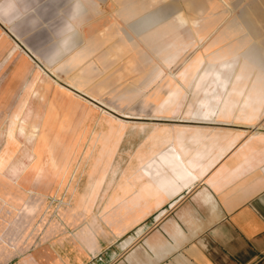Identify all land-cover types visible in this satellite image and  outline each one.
I'll return each instance as SVG.
<instances>
[{"label":"rangeland","instance_id":"1","mask_svg":"<svg viewBox=\"0 0 264 264\" xmlns=\"http://www.w3.org/2000/svg\"><path fill=\"white\" fill-rule=\"evenodd\" d=\"M91 1L94 9L84 26L89 32L81 35L75 49L57 60H54L55 53L68 34L69 25L79 15L89 13L82 0H26V12L18 17L15 28L4 29L0 23V157L7 148L9 129L21 119L30 91L34 94L40 83L51 81L47 76L51 69L48 64L61 80V83H53L47 101L42 100L39 106H45L46 113L36 137L40 139L43 135L45 139L35 141L31 137L32 144H42L43 155L39 158L38 149L32 144L24 148L27 153L20 156L14 177L2 175L9 171L11 163L5 167H2L5 163L0 164L1 170H6L0 171V264H21L29 253L53 248L56 235L69 237L72 221L79 216L74 209H82L77 205L85 204L92 196L88 183L99 177L101 172L114 169V157L129 156L132 149L131 156H134L135 147L129 149V143L138 144L144 150L151 149V140L157 141L159 146L168 144L173 147L176 133L183 123L134 120L124 123L125 128L121 130L124 139L116 144H123L124 149L116 151L114 143L110 145L112 153L108 152L105 158L100 155L85 158L86 153L96 148L90 146V142H93L97 125L82 120L88 101L71 93L64 84L77 87L100 100L111 101L116 106L133 97L129 99L133 102L123 110V113L132 114L130 117L175 116L162 110L170 90L167 79L147 91L139 92L148 84L150 77L146 79L142 73L145 72L144 65L138 68L141 61L134 48L141 50L147 62L150 60V48L135 35L139 20L126 23L124 17L135 12L140 16L150 14L188 31H198L206 24L204 29L212 28L211 34L191 51L190 58L204 53L208 47L212 48L210 53H215L219 48L235 43L239 55H244L242 49L250 44L252 50L246 56L250 60L260 59L258 65L264 66L263 49L254 47L256 44L263 47L264 20L258 17L261 12H250L257 7L264 14V0H211L209 3H199V0ZM226 28L229 29L226 34L232 39L223 46H212L211 42ZM128 36L134 44L130 43ZM151 55L155 64L161 65L160 60ZM91 108L107 111L95 102H92ZM200 109L196 105L191 110H184L180 116L185 121L190 117L201 118ZM34 114L31 115L34 117L31 122L36 119ZM161 123L173 126L158 128ZM130 130L134 132L130 133ZM58 134L63 137L60 141L55 139ZM15 156H11L12 160ZM26 159L29 163L40 160L39 165L29 166L36 171L31 178L24 175ZM90 161L99 162L98 168L85 171ZM128 161L130 163L125 165V169L133 166V159ZM46 167H50L52 173L43 176L45 172L41 169ZM120 176L121 173L118 174ZM98 203H102L101 199Z\"/></svg>","mask_w":264,"mask_h":264},{"label":"crops","instance_id":"2","mask_svg":"<svg viewBox=\"0 0 264 264\" xmlns=\"http://www.w3.org/2000/svg\"><path fill=\"white\" fill-rule=\"evenodd\" d=\"M25 1L0 0V23L4 29L12 30L18 25V17L27 9ZM82 1L89 13L79 15L75 19L78 23L69 25L68 34L54 60L79 45L64 50L73 40L75 30L79 29L78 24L85 25L94 9L91 0ZM210 1L199 0V3ZM250 12H261L258 17L264 20L262 9L256 7ZM81 16L83 19L80 20ZM211 30L200 28L195 32L204 42ZM131 39L130 43L134 44ZM254 47L264 51V44L263 47L259 44ZM245 48L252 50L250 44ZM138 51L141 61L138 68L144 65L145 72L142 73L146 79L150 77L148 84L139 91L144 92L160 83L163 76L150 85L152 76L149 74L161 65L155 64L151 54L147 62L141 50ZM250 61L254 63L256 60ZM261 69L264 72L263 64ZM32 96L30 91L27 99ZM129 99L123 104L129 106L133 102ZM191 99L194 100L190 98V102ZM76 101L73 100L79 104ZM107 102L122 112L128 107L120 108L111 101ZM196 105L200 107L197 103L185 104L182 110H191ZM244 114L236 108L225 113L223 118L218 117L222 113L214 114L215 123H183L179 126L176 137L184 133V145L190 143L186 134L192 131L200 134L198 148L201 157L204 145L212 140L207 133L216 135L207 156L219 159L195 184L190 183L185 167L177 166L181 161L175 156L174 145L159 146L157 141L151 140L150 150L136 144L134 156H131L132 151L129 156L114 157L113 163L121 159L122 166L110 179L112 182L108 187L92 191L85 204L77 205L82 209H74L79 216L68 228L70 236L56 235L53 248L29 253L21 264H264V130L255 131L235 118ZM225 121L228 122L222 123ZM257 125H264V116ZM170 126L173 125L158 124V128ZM207 156L204 155V163ZM128 159H133V166L125 169L130 163ZM105 173L101 172L97 178L103 179ZM100 199L102 203H98Z\"/></svg>","mask_w":264,"mask_h":264},{"label":"bare ground","instance_id":"3","mask_svg":"<svg viewBox=\"0 0 264 264\" xmlns=\"http://www.w3.org/2000/svg\"><path fill=\"white\" fill-rule=\"evenodd\" d=\"M141 16L135 12L124 17V21L130 23L131 20H139L138 23H136L135 28L137 37L142 43H144V45L150 48V54L155 55L161 62V67L157 68V72L154 71L149 74L152 76V82L150 85L154 84L162 76L161 82H163L164 79L168 80L170 90L163 102L162 109L166 110V112L175 114V116L157 115L153 117L147 116V118L130 117L132 114L123 113L119 108L109 105L106 100H100L92 94H86L77 87L70 84H64L71 93L81 95L82 97L84 95L85 99L86 97L88 98V104L85 105L86 112L83 114L82 120L89 124L95 123L97 125L93 142H90V146L93 145L96 148L94 151L86 153L85 158L97 155L104 157L108 152L112 153L110 152V145L114 143L116 145L124 139L121 135V130L125 128L124 123L129 124V122L134 120L191 124L204 122L215 123L217 120L213 119L216 117L214 114L222 113V116L218 117L223 118L225 113H229L238 108L240 114H245L239 115L235 118L243 121V124L246 126L249 125V128L255 129V131L264 130V125H257L264 116V72H262L257 61L253 63L247 59L248 57L245 54L239 55V49H237L236 44L219 48L220 50L215 53H210L212 48L208 47L205 49L204 53H201L195 58H190L191 51L200 43H203L198 32L188 31L174 24L162 22L159 18L151 17L150 14L149 16ZM81 18L82 16L80 17V20ZM74 22L76 24L77 21ZM78 26L79 29L75 30V35H73L74 38L64 48L65 51H69L79 43L81 35L89 32V29L87 30V27H84L85 25L81 26L78 24ZM205 26L206 24L202 26L201 29H204ZM226 30H228V28H226ZM226 30L220 33L217 38L211 42L212 46L222 45L232 39V36L226 34ZM68 39H70V37H68ZM245 47L243 48V52H246L247 50ZM135 53L138 55V51H135ZM47 66L51 68L47 75L51 81L48 80L39 84V87L34 92L32 98L27 102L25 110L21 115V119L9 129L7 148L0 157V164L5 163L2 167H5L8 163H11V165L9 164V171H7L6 174H2L3 177L16 176L14 171L19 165L20 156H24V154L27 153V150L24 151V148L32 144L31 137L35 139V141L45 139L43 135L40 136V139L36 137L44 122V114L46 113V107L39 106L41 105L40 103H42V100L45 102L47 101L53 83H61L59 77H56L52 66ZM164 90L167 92L166 89ZM190 98H193L194 100L191 99L190 102ZM76 102L79 103L78 101ZM92 102L99 104V106L107 109V111L102 110V112H100L94 110L91 108ZM192 103L200 105L201 109L199 110V113L202 112L201 114L204 116L199 114L202 118L190 117L185 121V118L180 116V113L183 112L182 109L185 104L187 106ZM127 106L128 103L120 105V108H126ZM33 112L35 113L34 115L36 116V119L34 122H31L30 119L32 120V118H34L31 117ZM114 113L118 116H115ZM227 122L228 121L222 123L226 124ZM129 132L133 133L134 131L130 130ZM183 135L184 133H181L178 137L174 138V148L176 149L175 156L181 161L180 165L177 166L180 168L185 167L187 174L190 177V183L195 184L212 170L219 159L214 157L209 158V156H207L209 155L210 146H212L216 139V135L214 133H207V136H211L212 140L204 145V148L202 149V157L200 156V150L198 148L200 134L197 131H192L189 134H186L190 138L189 145H184ZM55 139L56 141H60L63 137L58 134ZM98 144H100L101 147H97ZM32 145L36 146L38 149L37 154L40 158L43 155L42 144L37 145L35 142ZM134 147L135 146L132 145V143H129V149ZM115 150L121 151L122 147L120 148L118 144L116 145ZM12 154H16L13 160L11 158V156H13ZM188 155L189 158H187ZM204 155L207 156L205 159L208 160H206L205 163L203 162ZM22 158L24 160V157ZM183 158H186L184 162ZM26 161L27 159L25 160L26 171L24 175L25 177L27 176V178H31L36 171L30 169L29 166L31 164L36 166L39 165L40 160L36 161L35 159L30 163ZM98 163L90 161L86 166L85 171H88V168L90 172L95 168L97 169ZM122 164L123 160H118L115 163L114 169L105 173L103 179H93L88 183V186L92 191L108 187L112 182L110 179L116 176ZM1 168L0 171L4 170H1ZM49 168L46 167L41 169L42 172H45L43 176L52 173L50 170L51 168ZM62 170L63 169H61L60 172H62ZM4 171L6 172V170ZM106 177H109V179H105Z\"/></svg>","mask_w":264,"mask_h":264},{"label":"built area","instance_id":"4","mask_svg":"<svg viewBox=\"0 0 264 264\" xmlns=\"http://www.w3.org/2000/svg\"><path fill=\"white\" fill-rule=\"evenodd\" d=\"M171 207V206H170Z\"/></svg>","mask_w":264,"mask_h":264}]
</instances>
